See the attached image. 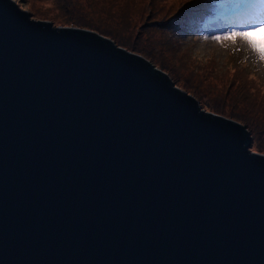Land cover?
<instances>
[{
  "label": "water",
  "instance_id": "obj_1",
  "mask_svg": "<svg viewBox=\"0 0 264 264\" xmlns=\"http://www.w3.org/2000/svg\"><path fill=\"white\" fill-rule=\"evenodd\" d=\"M149 61L0 0V264H264V154Z\"/></svg>",
  "mask_w": 264,
  "mask_h": 264
},
{
  "label": "rangeland",
  "instance_id": "obj_2",
  "mask_svg": "<svg viewBox=\"0 0 264 264\" xmlns=\"http://www.w3.org/2000/svg\"><path fill=\"white\" fill-rule=\"evenodd\" d=\"M13 1L32 19L92 30L141 56L200 109L245 127L249 149L264 154V63L241 39L235 44L214 39L264 23V9L255 22L242 24L233 17L242 7L239 0H217L225 16L218 18L210 9L215 17L202 22L193 20L202 0ZM231 7L234 15L228 14ZM186 18L193 24L189 30L180 24Z\"/></svg>",
  "mask_w": 264,
  "mask_h": 264
},
{
  "label": "snow or ice",
  "instance_id": "obj_3",
  "mask_svg": "<svg viewBox=\"0 0 264 264\" xmlns=\"http://www.w3.org/2000/svg\"><path fill=\"white\" fill-rule=\"evenodd\" d=\"M20 3V0H17ZM25 11L28 9L21 4ZM214 39L218 42L231 41L236 43L237 39L245 41L250 49L256 53L259 60L264 63V23H258L241 31H231L223 36H216Z\"/></svg>",
  "mask_w": 264,
  "mask_h": 264
},
{
  "label": "trees",
  "instance_id": "obj_4",
  "mask_svg": "<svg viewBox=\"0 0 264 264\" xmlns=\"http://www.w3.org/2000/svg\"><path fill=\"white\" fill-rule=\"evenodd\" d=\"M213 3H214V0H202V1H200L198 10L194 11V14H193V15H199V16L193 17V20L195 21V18H197L196 22H199V21L202 22V21L206 20V18H207L206 15L212 13V12H209V10L212 9ZM199 10H201V11H199ZM189 21H190V19H187V18L181 20L180 24H182L183 29L187 28L189 30L192 28L193 24H192V22L189 23Z\"/></svg>",
  "mask_w": 264,
  "mask_h": 264
},
{
  "label": "bare ground",
  "instance_id": "obj_5",
  "mask_svg": "<svg viewBox=\"0 0 264 264\" xmlns=\"http://www.w3.org/2000/svg\"><path fill=\"white\" fill-rule=\"evenodd\" d=\"M259 6H261L260 4H258V6L256 7V9L259 7ZM244 10H247L248 12H249V14L251 15V14H253V12H254V10H253V8L250 6H246L245 8H244ZM264 20V19H263ZM251 22V20H250V18L249 17H246L245 19H244V21L243 22H240V23H250ZM248 46V45H247Z\"/></svg>",
  "mask_w": 264,
  "mask_h": 264
}]
</instances>
